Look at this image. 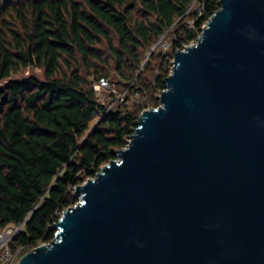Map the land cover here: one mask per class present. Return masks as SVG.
Returning <instances> with one entry per match:
<instances>
[{
  "label": "water",
  "instance_id": "1",
  "mask_svg": "<svg viewBox=\"0 0 264 264\" xmlns=\"http://www.w3.org/2000/svg\"><path fill=\"white\" fill-rule=\"evenodd\" d=\"M165 85L16 264H264V0H219Z\"/></svg>",
  "mask_w": 264,
  "mask_h": 264
},
{
  "label": "trees",
  "instance_id": "2",
  "mask_svg": "<svg viewBox=\"0 0 264 264\" xmlns=\"http://www.w3.org/2000/svg\"><path fill=\"white\" fill-rule=\"evenodd\" d=\"M218 7L219 0H0V80L28 66L44 75L0 86V229L25 220L13 250L54 238V223L79 200L75 186L115 158L136 125V110L117 109L82 138L105 110L88 80L108 76L98 45L129 80L171 29L172 50L151 53L156 71L138 90L161 93L174 50L197 40Z\"/></svg>",
  "mask_w": 264,
  "mask_h": 264
},
{
  "label": "rangeland",
  "instance_id": "3",
  "mask_svg": "<svg viewBox=\"0 0 264 264\" xmlns=\"http://www.w3.org/2000/svg\"><path fill=\"white\" fill-rule=\"evenodd\" d=\"M195 3L193 6H196ZM1 17V16H0ZM192 19H189L191 22ZM204 26V25H203ZM175 35L171 29L165 31L159 39L154 42L156 44L155 49L148 51L142 57L141 65L137 69L135 75L129 80H122L121 77L117 74L114 69V62L109 52L106 48V44L100 43L99 51L102 53V56L107 59V65L102 64L98 65L100 69H104V71L108 74L105 79H96L95 76L91 75L88 77V80L93 82V87L95 89L98 100L105 106V110L97 115L89 124L88 129L85 131L84 135L87 136L93 129V127L98 123L104 113L106 112H114L117 109H129L136 110V115L138 117L142 113V111L146 108H155L160 105L159 95L160 93H143L139 92V88L143 84V82H147L152 80L153 75L157 68V62L154 58H152L151 53L157 52H170L173 46V40ZM166 44V49L162 48L161 45ZM172 62L169 65V73L172 71ZM36 76L39 78H43V70L37 66H28L25 68H21L16 72H12V74L3 80H0V86H2L9 79H26L29 76ZM151 97H153L151 99Z\"/></svg>",
  "mask_w": 264,
  "mask_h": 264
},
{
  "label": "built area",
  "instance_id": "4",
  "mask_svg": "<svg viewBox=\"0 0 264 264\" xmlns=\"http://www.w3.org/2000/svg\"><path fill=\"white\" fill-rule=\"evenodd\" d=\"M190 24L191 26H193V21H191ZM195 41L185 44L182 48H185L186 46L194 43ZM155 46L156 44H153L151 50H154ZM161 47L164 49L167 48L166 44H162ZM24 224H25V220H22L19 223H11L8 224L6 227L0 229V264H16L18 258L23 254L22 247H19L16 250L12 249L10 245V240L13 238V236L19 233L20 230L23 229ZM43 243H48V242H43Z\"/></svg>",
  "mask_w": 264,
  "mask_h": 264
}]
</instances>
